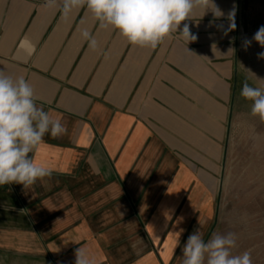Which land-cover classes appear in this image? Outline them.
<instances>
[{"label": "crops", "instance_id": "obj_1", "mask_svg": "<svg viewBox=\"0 0 264 264\" xmlns=\"http://www.w3.org/2000/svg\"><path fill=\"white\" fill-rule=\"evenodd\" d=\"M214 2L223 17L196 10L186 21L195 41L173 33L153 49L86 8L64 16L44 0H0V70L24 77L66 128L29 153L50 176L0 185V264H75L80 247L95 264H181L211 214L246 6L264 5Z\"/></svg>", "mask_w": 264, "mask_h": 264}, {"label": "clouds", "instance_id": "obj_2", "mask_svg": "<svg viewBox=\"0 0 264 264\" xmlns=\"http://www.w3.org/2000/svg\"><path fill=\"white\" fill-rule=\"evenodd\" d=\"M44 6L59 8L64 16L73 10L86 8L101 28L111 27L129 44L157 48L166 38L178 33L186 43L197 36L190 32L186 21L192 20L196 10L203 15L211 11L214 19L225 14L214 0H44ZM230 29L235 28V9L228 13ZM182 22L183 27L181 29ZM81 37L91 50L98 42L88 30ZM264 47V26L252 37ZM245 46L251 40L244 41ZM231 50V49H230ZM234 51V50H233ZM264 59V52L258 54ZM241 96L252 101L251 115L264 122V89L243 84ZM66 132L59 119H53L36 104L33 87L24 77L13 78L0 70V185L20 184L25 189L51 175V169L37 164L29 156L43 142L46 134L56 138ZM235 233H213L205 242L199 230L190 234L182 249L183 264H252L251 252L233 255ZM75 264H95L82 248L75 252Z\"/></svg>", "mask_w": 264, "mask_h": 264}, {"label": "rangeland", "instance_id": "obj_3", "mask_svg": "<svg viewBox=\"0 0 264 264\" xmlns=\"http://www.w3.org/2000/svg\"><path fill=\"white\" fill-rule=\"evenodd\" d=\"M244 17L235 46L227 118L217 145L211 214L192 231L199 230L205 242L213 233H235L232 254L250 251L252 264H264V122L251 115L253 102L240 94L245 82L264 89V59L258 58L264 47L252 39L264 26V5L246 6ZM246 39L251 40L249 46ZM183 259L182 255L181 264Z\"/></svg>", "mask_w": 264, "mask_h": 264}]
</instances>
